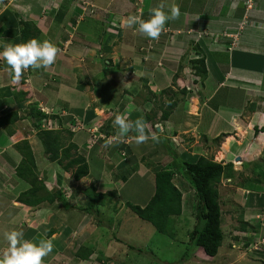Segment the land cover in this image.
Masks as SVG:
<instances>
[{
    "label": "rangeland",
    "instance_id": "1",
    "mask_svg": "<svg viewBox=\"0 0 264 264\" xmlns=\"http://www.w3.org/2000/svg\"><path fill=\"white\" fill-rule=\"evenodd\" d=\"M32 2L35 3L36 0H32ZM123 2L126 6H122ZM163 2L166 5V11L174 3L172 0H163ZM3 3L0 0V7L6 8ZM37 3L39 4L37 6L39 13L42 11L40 15L38 14L39 17L33 15L34 7L26 4L15 6L16 4L11 2L10 6L7 4V9L11 11L17 27L7 29L4 34L12 37L19 36V40L22 43L21 33L19 32L20 21L34 22L40 29L37 39L41 41L50 40L60 49L56 62L51 66V68L53 67L52 72L57 73V70L61 68V64L56 65V63L63 60L65 62L63 64L68 70L64 73L59 71V79L64 77L63 80L65 82L71 83L70 80L79 78L82 83L84 81L82 86L83 88L85 87L84 90L86 91L83 94L81 93L83 89L80 90L81 92L75 91L72 94L73 96L69 97V99H77L74 105L72 100L70 102L68 100L66 102L62 101L57 106L65 107V105H68V108L71 106L77 109L84 108L83 118L77 117L75 112L66 108L65 111L60 110L61 115H55L61 119L58 120L59 122L53 115L50 120H52L53 127L61 130V138L65 140L66 145L71 141L78 145V149H71V153L75 154V156L82 154L86 157L90 165L89 175L79 181H75L72 175L73 169L67 170V179H62L64 177H61L59 172L54 171L53 168V172L34 170L35 175L46 186V189L40 191L41 195H46L47 190H49L55 196L60 189H63L66 193L64 194L66 200L76 206L72 209H67L57 196L54 197L53 201L45 200L38 205L39 208L42 205L46 209H42V212L36 210V217H47L52 220V226H46L47 228L54 226L53 228L60 227L61 229L58 231L60 232L59 236L53 242L62 244L61 240L64 238L60 234L63 236L68 234L67 237H70L71 241L69 248L66 249L67 252L66 250L65 252L71 258L69 259L70 264H74L72 259L74 260L75 255L80 251H84V254L92 253L90 256L92 258L91 262L87 264L216 263L212 261V257H208L204 253L201 247H197L189 241V233L196 224L193 210L197 197L191 190L192 186L187 175V178L181 177L179 171L176 170L173 179L175 186L183 193L182 200L185 203V207L181 214H172L170 216L167 224L169 234L159 232L156 226L135 214L128 204V202H132L145 206L152 198L155 192L156 171L165 168L162 167L164 165L167 166V169L169 168L168 166H172L170 163L173 160V153L168 151L169 147L173 148V152L175 147H178L184 154L191 156L190 160L195 159L193 157L194 152L204 151L203 153L208 158L224 162L223 157L231 148L230 139H234L235 136L233 134L237 131L234 128H227L231 133L227 134V136L222 135L219 138H213L214 135H211L205 138L206 134L205 131H202L201 126L203 118L198 110L203 102L205 103L202 95L203 93L204 96L208 94L209 86L202 87V79L195 75L194 71L186 69L188 66L190 68L189 62L182 60V65H180L177 73L169 72V74L166 70L163 72V75H167L168 80H170L168 86L164 87L161 85L162 83L159 85L153 81L158 75L150 71L147 64L148 60L144 59L142 61L141 59L145 52L147 56L144 55V57L147 59L153 58L151 55L156 51V40L141 35L136 28H133L134 30L132 31L131 28L123 27L121 22L130 15L140 16L143 19V14L149 13L147 17H150V9L160 4L161 0H117L116 3H113L114 7L94 6L83 0H64L62 12L59 14L56 11L51 13L49 9L52 6L45 8L44 2L40 4L37 1ZM47 8L48 10L46 11ZM117 10L121 14L115 17L114 11ZM223 11H225V8H223ZM123 15L127 16L124 17ZM52 22L54 23L51 25L50 23ZM117 23L118 27L116 26ZM173 25L181 26L177 22L173 23ZM11 30H13L12 34L9 33ZM109 34L115 37H110L111 35L109 36ZM211 34L216 37L215 39L218 42L238 44L237 39L231 38L227 40L221 35H216V33ZM124 42L127 46L129 45L127 48L129 51L122 49L121 45ZM190 44L184 49V55L186 56L187 54V57L189 53L195 54V49H191L192 46ZM74 50H77L79 54L77 51L73 54ZM206 50L208 51V49ZM226 55L228 56V54ZM64 69V67L61 68V70ZM214 76L212 77L211 75L210 80H206L205 84H209L212 81L216 83V80L222 83L227 79L225 76L220 77V74H215ZM145 79H147V82H145ZM50 83L51 85H57L59 81H50ZM70 83L67 84L69 86L67 88L70 91L64 88V91L66 92L67 90L69 94L73 93L70 89ZM183 86H185L186 91H184ZM47 91H51V86H48ZM229 91L231 89L223 88L219 95L228 96L227 93ZM58 97L63 100L62 96L59 95ZM193 97L194 99H192ZM64 100H66L65 97ZM172 100L177 105L174 107L175 110H170L169 121H165L166 129L162 130L160 134H157L155 129H152V132L160 137L159 143L149 140L147 143L138 145L134 140L135 133H131L127 137H119L117 135V129L113 127V120L117 115H126L132 121L138 117H144L146 115L144 113L149 114L152 119H164V113L169 112ZM38 106H42L46 114H56L53 112L59 110L58 108L50 109L48 106L37 102L27 109L30 116L34 117L37 115L36 111L40 110ZM88 112L93 116L89 120L90 125L87 119ZM38 120H42L40 116H38L37 120H34L35 125H40ZM50 120H46L48 123H45V127H51ZM73 120H75L76 124H71ZM146 123L148 124L149 122L146 121ZM148 125L151 128V123ZM68 130H72L74 135ZM85 133L87 134L86 138L80 140L81 138L78 135L83 134L82 137H84ZM36 134L38 135V133ZM42 137L45 138L46 135H38L41 142L43 141ZM109 141L111 142L110 144ZM62 152L63 150L61 149L57 158L62 160L64 165L67 159L62 157ZM46 154V157L51 160V156H48L50 153L46 152ZM237 157L241 156L237 155ZM254 158V160L249 158L250 161L252 160L251 162H242L241 164H239L241 160L239 161L236 158L238 163L236 162L233 168L226 172L218 183L220 202L223 204V207L221 205L223 211L222 223L224 222L222 227L225 229L227 237L234 233L233 230L228 229L239 223L236 220H230L229 212L224 207L227 202L224 199L225 195H233L232 191L235 189L237 181L242 180L245 174L256 176V174H252V167L256 171L258 169L256 162L257 160L261 162L263 157ZM59 160L51 161L58 164ZM63 165L60 164L65 171L66 169ZM45 174L48 175L45 176ZM58 174L60 179L58 178L57 181ZM124 176H127V180L123 179ZM258 177H261V175L257 174L256 178ZM92 184L100 192H109L108 194L112 195V198H106V205L99 206L100 212L96 213V206L92 214H85L79 210V207H87L90 203L91 198L87 197L83 190ZM30 186L31 184L29 183ZM252 187L253 184H250L249 189H242L246 196L252 195ZM24 188L26 186H21L12 192L17 195ZM256 191L261 193L260 195H264V184L258 185ZM240 197L241 195H235L232 203H237L238 199L242 201L243 198ZM260 207H264L262 200ZM260 216L264 222V213L261 212ZM64 229H67L68 233L64 232ZM62 230L63 232H61ZM261 239L264 240V237ZM134 241L142 251L139 248L130 246ZM226 241H223L221 246H224ZM68 242L66 239L65 243ZM262 242L254 244L252 251H263ZM238 251L236 250L235 253ZM61 257L60 254L55 256L56 260ZM235 259L236 264H251L248 258L242 254L236 256Z\"/></svg>",
    "mask_w": 264,
    "mask_h": 264
},
{
    "label": "crops",
    "instance_id": "2",
    "mask_svg": "<svg viewBox=\"0 0 264 264\" xmlns=\"http://www.w3.org/2000/svg\"><path fill=\"white\" fill-rule=\"evenodd\" d=\"M9 1L16 4L15 6H23L26 4L34 7L33 15L38 17L42 11L39 13L37 8L39 4L37 1L40 4L44 2L45 4L43 5L45 8L52 6L49 9L51 13H55V11L58 12V14L61 13L64 5V0H36L35 3L32 2V0H1V3L4 2L3 4H5L6 8L0 7V52L3 51L4 45L21 43L19 36L12 37L4 34L7 29L17 27L14 22L15 19L11 15V11L7 9V4L10 6ZM83 1L101 7H114L113 3L117 2V0ZM172 1H174L173 4L178 5L181 10L180 18L174 20V22L169 21L166 24L165 31L160 36V39L156 40V51L154 50L155 52H153L152 55L150 53L153 58L147 59L144 57V55L147 56L145 52L141 60H148L147 64L150 71L158 75L153 81L159 85L162 83L161 85L165 87L170 84V80H168L167 75H163V72L166 70L167 73H177L180 65H182V60L185 62L186 57L184 55V49L187 48L190 43V46H192L191 49H195V47L199 45L206 51L204 54L209 75L202 81V87L209 86V91L205 96L203 93L202 99L205 103L203 102L198 110L203 118V124L201 123V126L202 131H205V138L211 135H214L213 138L222 135L227 136V134H231L227 128H234L239 133L236 131L233 134L232 132L235 137L234 139H230L231 148L223 157L224 163L232 162L234 165L237 162V155L243 157L239 164L242 162H251L255 159L254 157H263L261 162L258 160L256 162L255 160L258 164L256 165L258 168L256 171L254 167H252V174H256V176L260 174L261 177L256 178V176L245 174L242 180L237 181L235 189L232 191L233 195H225L224 199L227 202L224 207H226V211L229 212L230 220H236L239 224L231 226V229H228L233 230L234 233L228 237L226 236L224 239V241L227 240L225 245L221 246L218 254L212 257V261L216 262L214 264H236L235 257L242 254L244 257L246 256L248 258L251 264H264L263 242L261 245L263 251H252L254 244L262 241L261 238L264 237V225H262L264 222L260 216L261 212L264 213V207H260L261 200L262 203H264V195H260L261 193L256 191L258 185L264 184V0H253L250 4H247L248 0ZM122 6H126V4L123 2ZM223 8H225V11H223ZM114 14L116 17L121 13L117 10L114 11ZM148 15L149 13L143 14V19H148ZM123 16L125 17L127 15ZM37 21L39 22L38 19ZM176 22L181 26L173 25V23L175 24ZM53 23L54 22L50 24L52 25ZM116 26H119L118 23ZM133 28H131L132 31L134 30ZM211 33L221 35L227 40L231 38L237 39L238 44L218 42L215 39L216 37ZM110 35L111 34H109V36ZM110 37L115 36L111 35ZM123 44H125V42L121 45L122 49H124V51H129V49H127L129 45ZM206 49H208V51ZM76 51L74 50L72 53L74 54ZM77 53L79 54L78 51ZM194 53V55L189 53L188 59L198 56L196 55V51ZM226 54H228V56ZM60 56L64 57L63 55ZM59 63L61 64V68H65L64 70L60 68L57 70V73H55L52 72L53 67H49L50 69H47L48 72L43 68L36 70L29 68L24 72L21 79L16 81L13 79L11 69L6 61L0 59V118H5L7 115L11 114V116H8L7 119H4L0 124V252L5 250L8 246L7 241L4 239L5 232L22 230L25 239L38 242L40 239H51L54 241V239L59 236L60 232L58 231L61 230L60 227L53 228L54 226L47 228L46 226H52V220L49 218L36 217V210L42 212V209H46L42 205L41 208H39V204L33 206L17 201V197L29 188V183L17 173V167L23 159V154L17 144H20L23 140H28L32 147L35 164L37 166L36 169L46 172H53L54 170L59 172L61 177H64L62 179L68 178L67 170L64 171L59 163H56V165L55 162H52L46 157V149L39 140L36 134L38 133V128L34 125V120H37L38 116H30L27 110L31 105L37 102L48 106L50 109L58 108L59 110L53 112L56 114L47 113L45 119L40 117L42 120L38 121L41 126H45V123H48L46 120H50L52 115H61L60 110L65 111L66 108L69 107L68 105H65V107H57L62 101L66 102L69 100L70 102V100H72V104L74 105L77 99H69V97H71L75 91H80L81 89H83L82 92L80 91L82 94L86 93L84 90L85 87L83 88L82 86L84 81L82 83L79 78L70 80L71 83L65 82V80H63L64 77L59 79L58 72L62 71L64 73L68 70L63 64L65 63L63 60H61V62L57 61L56 65ZM186 69H188V67ZM215 74H220V77L225 76L227 81L225 80L219 83L216 80L217 84L213 81L209 84H205L206 80H210L211 75L215 77ZM179 78L182 79L181 77ZM177 80L179 79L177 78ZM50 81H59V83L57 85H51ZM145 82H147V79H145ZM69 83L71 85V92H73L71 94H69L67 90L66 92L64 91V88H69V86H67ZM48 86H51V91H47ZM223 88L231 89V91L227 93L228 96L219 95V93L223 91ZM72 89L74 90L72 91ZM57 94L62 96L63 100L58 97L59 95L56 96ZM64 97L66 100H64ZM192 99H194V97ZM68 109L75 112L77 117L83 118L82 114H84V108L77 109L71 106ZM90 114L89 112L87 113L88 121L93 118L92 114ZM246 115L248 116L245 118ZM169 117L165 120L153 121L155 127L158 122H161V130L158 131L156 128L157 134H160L162 130L166 129L165 121L168 122ZM54 118H56L57 121L61 120L58 116ZM50 121L51 127L56 129L53 127L52 120ZM74 121L75 120H73V122ZM82 135H78L81 138L80 140L85 139L87 136L86 133L84 137H82ZM174 150V152L172 150L173 160L170 164H175L174 156L182 160H190L191 156L184 154L178 147H175ZM203 152L204 151L199 153L194 152L193 157L200 155L208 157ZM48 156H51V154H48ZM249 158L252 160L250 161ZM48 174H45V176ZM59 174L56 180L58 178L60 179ZM250 184H253L251 191L252 195L246 196L242 189H249ZM21 186H26V188L20 190L18 194L15 195L12 191ZM235 195H241L240 198H243V200L239 201L238 199L237 203L233 204L232 199L233 197L235 198ZM221 205L223 207L222 202ZM50 213L52 212L50 211ZM222 224H224V222ZM68 228L70 229V227ZM61 232H63V230ZM64 232L68 233L67 229H64ZM67 235L63 236L60 234V236L64 238L61 240L62 244H59V242L55 244L53 242L55 247L53 252L45 258V264H70L69 259L71 258L68 253H66V249L69 248L71 238L67 237ZM66 239L69 241L68 243H65ZM236 250L239 251L235 253ZM58 254L62 257L56 260L55 256ZM91 259L92 258L81 259L75 257L72 261L74 264H87L91 262Z\"/></svg>",
    "mask_w": 264,
    "mask_h": 264
},
{
    "label": "trees",
    "instance_id": "3",
    "mask_svg": "<svg viewBox=\"0 0 264 264\" xmlns=\"http://www.w3.org/2000/svg\"><path fill=\"white\" fill-rule=\"evenodd\" d=\"M12 31L13 30L9 31V33L12 34ZM19 32L21 33L23 43L32 38H37L40 34V29L32 21L21 20ZM195 51L198 56L188 59L186 54L185 61L190 63V68L188 66V70L194 71V74L204 81L208 76L204 50L197 45ZM184 87L185 86H183V88ZM184 91H186L185 88ZM175 105H177V103L172 100L170 102L171 107L169 112L164 113V119L159 120L167 119L170 116V110H173L174 107H176ZM36 113V116H40L41 118L47 117V114L42 110H37ZM144 114L146 115L143 118L147 122H151V129H155V132H157L153 123V121L157 120L152 119L147 113ZM8 116H11V114L7 115L5 118H0V124L4 119H7ZM53 116L55 117V115ZM71 124L76 123L74 121L73 123L71 122ZM35 126L38 128V135H46L45 138L42 137V142L46 149L45 151L51 154V160H59L57 157L62 149V157L67 159V161L63 165V161L59 160V164L63 165L66 170L73 169L72 175L75 181H79L89 175L90 166L86 157L82 154L75 156V154L71 153V149H78V145L75 142L71 141L66 145L64 142L65 140L61 138V130L52 127L47 128L43 125L41 126V124H36ZM68 131L74 135L72 130ZM130 135L131 133H129L128 136ZM219 137L220 136L217 138ZM20 144H17V146L23 154V159L17 167V173L20 177L29 182L31 186L17 197V201L36 206L45 200L53 201L54 197L57 196L67 209L76 207L74 204L69 203L66 200L64 195L66 193L63 189H60L55 196L53 193L51 194L49 190H47L48 192L46 195H41L40 191L46 189V186L34 173L37 166L35 164L32 147L28 140H23ZM172 150L173 148L169 147L168 151L171 152ZM174 158L175 164L172 163L171 167L168 166L169 168L167 169V166H162L165 168L156 171L155 192L148 203L145 206L134 204L132 202H128V204L135 214L156 226L159 232L169 234L167 231V224L170 220V216L172 214H181L185 207V203L182 200L183 193L173 182L176 170L179 171L181 177L187 178L188 176L189 183L192 186L191 190H193L194 195L197 197L193 210L196 224L189 233V241L197 247H201L204 250V253L209 257H214L218 254L220 247L226 238V232L222 227L223 211L220 202L218 183L220 182L221 177L233 168V163L218 162L204 155L197 156L194 160H182L177 156H174ZM126 177L127 176H124L123 179L127 180ZM83 191L87 197L91 198L87 207H79V210L85 214H92L96 206V213L100 212L101 210L99 206H105L106 198H112V195L108 194L109 192H100L93 184L85 188ZM130 246L139 248V246L135 244V241L131 243ZM139 250L142 251L140 248ZM83 252L84 251L77 252L76 257L89 259L92 255V253L88 252V254H84L85 252Z\"/></svg>",
    "mask_w": 264,
    "mask_h": 264
},
{
    "label": "clouds",
    "instance_id": "4",
    "mask_svg": "<svg viewBox=\"0 0 264 264\" xmlns=\"http://www.w3.org/2000/svg\"><path fill=\"white\" fill-rule=\"evenodd\" d=\"M252 1L248 0L247 4ZM165 7L161 0L160 4L150 9L148 19L130 15L122 20V26L135 27L141 35L158 40L165 31L166 24L179 19L181 15L178 5H171L167 11ZM59 52L60 49L52 41L32 38L23 43L4 45L3 51L0 52V59L6 61L13 79L19 81L29 68L47 70L56 62ZM39 109L44 112L42 106ZM158 123L161 124V122ZM113 127L117 129L119 137H127L129 133H135L134 140L138 145L147 143L149 140L160 142V137L152 132L143 117L132 121L126 115H117L113 120ZM4 239L8 246L0 252V264H45V258L53 252L55 247L51 239H40L38 242L25 239L22 230L5 232ZM262 241L264 244V240Z\"/></svg>",
    "mask_w": 264,
    "mask_h": 264
},
{
    "label": "water",
    "instance_id": "5",
    "mask_svg": "<svg viewBox=\"0 0 264 264\" xmlns=\"http://www.w3.org/2000/svg\"><path fill=\"white\" fill-rule=\"evenodd\" d=\"M156 128H157L158 131H160L161 130V124H159V123L156 124ZM237 160L240 161L241 160V157H237Z\"/></svg>",
    "mask_w": 264,
    "mask_h": 264
}]
</instances>
